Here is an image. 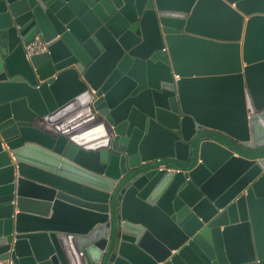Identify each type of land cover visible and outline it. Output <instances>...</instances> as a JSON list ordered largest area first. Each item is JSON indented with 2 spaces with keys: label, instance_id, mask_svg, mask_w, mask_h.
<instances>
[{
  "label": "water",
  "instance_id": "water-1",
  "mask_svg": "<svg viewBox=\"0 0 264 264\" xmlns=\"http://www.w3.org/2000/svg\"><path fill=\"white\" fill-rule=\"evenodd\" d=\"M0 260L264 264V0H0Z\"/></svg>",
  "mask_w": 264,
  "mask_h": 264
},
{
  "label": "built area",
  "instance_id": "built-area-1",
  "mask_svg": "<svg viewBox=\"0 0 264 264\" xmlns=\"http://www.w3.org/2000/svg\"><path fill=\"white\" fill-rule=\"evenodd\" d=\"M47 45L44 41L34 39L33 41L24 45V52L26 56L39 54L45 52ZM0 264H13L10 260H0Z\"/></svg>",
  "mask_w": 264,
  "mask_h": 264
}]
</instances>
